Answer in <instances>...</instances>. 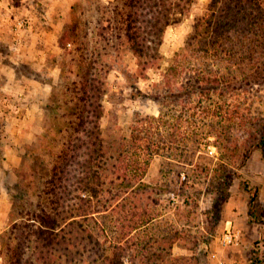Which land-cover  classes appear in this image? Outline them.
<instances>
[{"label": "rangeland", "instance_id": "rangeland-1", "mask_svg": "<svg viewBox=\"0 0 264 264\" xmlns=\"http://www.w3.org/2000/svg\"><path fill=\"white\" fill-rule=\"evenodd\" d=\"M210 2L193 0L183 19L165 29L160 60L139 72L124 35L127 0H2L0 264L23 263L35 245V236H29L39 226L34 220L51 207L46 183L74 137L83 82L92 77L103 84L100 125L108 156L116 160L125 154L120 164L128 179L144 185L139 212L147 217L129 212L125 225L116 212L76 218L82 228L65 231L76 232L77 245L67 253L55 243V264H97L96 258L104 264L103 254L128 239L144 245L164 237V252L154 246L144 254L151 264H247L250 251L261 247L258 226L247 229L254 224L239 218L227 226L226 215L244 216L247 195L238 181L253 185L254 163L264 161L258 150L264 80L237 84L232 91L222 85L208 93L192 91L196 70L219 75L225 70L178 55ZM15 6L23 9L11 11ZM171 65L177 77L166 76ZM132 133L140 136L135 143ZM226 174L234 183L225 194L214 193ZM111 180L104 189L118 194L119 181ZM131 196H119L118 203ZM150 216L156 219L127 233L129 225L139 226V218ZM227 234L233 236L229 245L223 243ZM139 258L135 264H145Z\"/></svg>", "mask_w": 264, "mask_h": 264}, {"label": "trees", "instance_id": "trees-1", "mask_svg": "<svg viewBox=\"0 0 264 264\" xmlns=\"http://www.w3.org/2000/svg\"><path fill=\"white\" fill-rule=\"evenodd\" d=\"M127 2L129 11L123 19L125 40L128 49L137 60L139 72H144L161 58L159 47L165 29L183 19L193 0H127ZM180 54L203 62L212 61L226 73L219 75L196 70L192 91L208 93L214 86L219 85L232 91L237 84L238 88L259 84L264 80V0H211L204 13L195 19L192 31L185 39L183 50L178 55ZM166 71V76L171 74L177 77L174 75L178 73L176 66L171 65ZM102 85L95 77L87 78L83 82L81 93L83 108L77 118L74 137L58 158L46 183L45 194L49 198L50 210L41 211V214L36 216L34 222L39 226L29 235L35 236L36 240L33 241L35 245L31 248L28 259L23 263L16 260L15 264H55L57 259L53 258L56 254L55 243L61 245L67 253L77 245L76 232L72 229L65 231V227L72 225H78V229L82 228L76 218H93L96 214L116 212L119 218H122V223L126 224L129 212L133 213V218L147 217V214L139 212L144 208L142 206L144 185L139 183L136 186L135 181L124 175L125 169L120 164L125 154L119 155L116 160L108 156L110 148L100 125L103 117ZM260 127L258 150L264 153V120ZM137 134L131 135L133 143L140 139ZM111 177L112 183L119 181L118 194L115 195L104 189L106 180ZM233 183L230 174L221 175L214 184L216 185L214 193L225 194ZM237 186L247 195L248 223L264 225V204L258 199V187L242 181H238ZM128 194L132 196L128 197L127 202L124 203L121 199L118 203L119 196ZM141 218L138 221L139 226L134 224L128 226V234L156 219L153 216L144 218L145 221ZM88 238L90 242L99 244L98 241L92 240L91 235H88ZM28 240L31 242V239ZM173 241H168L170 246ZM165 242L167 241L163 237L159 242L152 240L151 243L139 245L128 239L123 245L114 247L110 254L104 253L102 262L135 264L136 258L141 257L140 261L151 264L148 262L150 258L144 255L145 252L154 246L161 249L160 252H164L163 248L167 247L164 245ZM133 249L140 250L132 254ZM102 252L105 250L102 249ZM258 254L257 249L250 251L247 256L248 263L262 264ZM154 256L155 259H161L160 253ZM93 261L98 264L97 258Z\"/></svg>", "mask_w": 264, "mask_h": 264}, {"label": "crops", "instance_id": "crops-1", "mask_svg": "<svg viewBox=\"0 0 264 264\" xmlns=\"http://www.w3.org/2000/svg\"><path fill=\"white\" fill-rule=\"evenodd\" d=\"M5 1V0H4ZM48 1V0H46ZM23 6H15V7H11V11L16 12V10L21 11L23 8H20ZM254 165L258 166L256 167V171H254L252 173V178H251V182L254 186H257L259 189V195H258V199L261 203L264 204V161L263 160H256V164L254 163ZM262 165V166H261ZM261 166V167H260ZM244 204H243V211H244V216L241 217H237L238 213H229V215H226V217L230 218L229 220H226V225H230L231 223H233V220L235 221L236 219H240V220H244L245 224L248 225V220H247V198L245 200H243ZM229 212V211H228ZM231 214V215H230ZM247 220V221H246ZM224 223V221H223ZM254 224L252 226H247V229L250 230H255V226H258L259 228L256 231V236L258 239H263L264 240V225L263 224H256V223H251ZM239 235V231H236L235 236L237 237ZM261 247H259V249H257L258 251V257L260 260H262V257L264 256V242L260 244ZM262 262V261H261ZM247 264H249L247 262Z\"/></svg>", "mask_w": 264, "mask_h": 264}, {"label": "built area", "instance_id": "built-area-1", "mask_svg": "<svg viewBox=\"0 0 264 264\" xmlns=\"http://www.w3.org/2000/svg\"><path fill=\"white\" fill-rule=\"evenodd\" d=\"M2 9H3V7H2V0H0V15L2 14ZM18 25L19 26L22 25V22L18 23ZM232 241H233V236L231 234H227L223 238V243L226 244V245L231 244ZM218 264H224V263L219 262Z\"/></svg>", "mask_w": 264, "mask_h": 264}]
</instances>
